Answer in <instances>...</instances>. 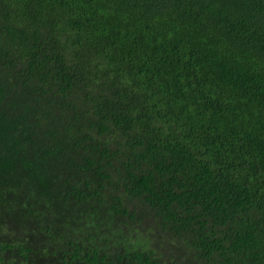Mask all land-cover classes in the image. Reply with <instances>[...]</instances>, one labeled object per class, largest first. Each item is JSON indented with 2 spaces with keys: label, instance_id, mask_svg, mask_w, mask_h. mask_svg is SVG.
I'll return each instance as SVG.
<instances>
[{
  "label": "trees",
  "instance_id": "16d2710c",
  "mask_svg": "<svg viewBox=\"0 0 264 264\" xmlns=\"http://www.w3.org/2000/svg\"><path fill=\"white\" fill-rule=\"evenodd\" d=\"M0 264H264V0H0Z\"/></svg>",
  "mask_w": 264,
  "mask_h": 264
}]
</instances>
